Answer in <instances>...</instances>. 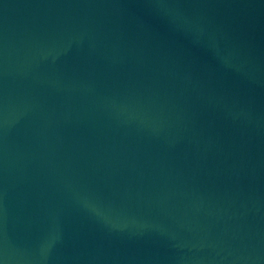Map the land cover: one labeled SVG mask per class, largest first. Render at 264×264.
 I'll list each match as a JSON object with an SVG mask.
<instances>
[{"label":"water","instance_id":"obj_1","mask_svg":"<svg viewBox=\"0 0 264 264\" xmlns=\"http://www.w3.org/2000/svg\"><path fill=\"white\" fill-rule=\"evenodd\" d=\"M0 264H264V0H0Z\"/></svg>","mask_w":264,"mask_h":264}]
</instances>
